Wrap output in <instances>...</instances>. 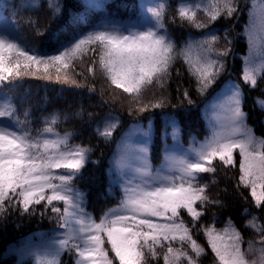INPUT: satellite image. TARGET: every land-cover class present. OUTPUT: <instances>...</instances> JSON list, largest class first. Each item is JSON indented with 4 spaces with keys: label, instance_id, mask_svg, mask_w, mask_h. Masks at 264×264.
<instances>
[{
    "label": "snow or ice",
    "instance_id": "1",
    "mask_svg": "<svg viewBox=\"0 0 264 264\" xmlns=\"http://www.w3.org/2000/svg\"><path fill=\"white\" fill-rule=\"evenodd\" d=\"M168 7L166 0H161L149 10L152 26L124 29L102 24L67 43L57 41L51 51L27 44L23 37L0 34V219L13 209L33 216L37 206H42L41 218L50 213L59 230L40 234L36 243H25L17 264H63L65 256L71 264H114V260L119 264H158L161 258L163 264H200L207 253L194 238V229L203 233L215 264H264V225L257 223V216L245 227L257 232L259 239L249 240L246 248L241 231L231 222L223 228L199 223L209 205L221 203L208 191L210 184L217 183L216 162L225 168L236 167L237 154L238 186L249 189L254 206L264 210V137H257L247 124L239 85H231L211 134L187 150L165 147L158 167H153L150 157L151 128L134 129L123 137L110 164L120 191L119 203L98 219L87 211L86 194L77 186L94 148L74 143L72 131L61 132L59 125L62 117L70 118L68 113L53 112L33 121L31 111L9 96L25 78L77 85L73 74L85 57L90 60L88 72L95 76L99 71L115 89L131 97L139 111L147 110L141 102L147 90L165 89L177 61L183 62L195 78L197 91L204 94L225 73L223 58L230 54L232 42L225 30L228 47L223 49L215 47L219 42L215 34L178 45L165 24ZM50 8L55 15L62 12L59 3L50 2ZM237 10L236 0L176 7L179 20L197 28L206 26L196 22L198 11L214 23L221 16L230 18ZM87 20L73 14L71 22ZM37 34L43 33L37 30ZM245 34L249 56L243 81L254 88L258 77L264 76V0H252ZM253 54L259 57L258 65H254ZM184 98L191 103L187 91ZM163 105L161 99L152 107ZM257 105L264 111V100L257 99ZM82 112L72 115L81 116ZM101 123L102 127L98 124L94 129L96 136L105 144L112 142L119 121L109 117ZM168 127L177 139L179 125L174 117L166 119L164 135ZM137 133L140 140L133 143L132 136Z\"/></svg>",
    "mask_w": 264,
    "mask_h": 264
},
{
    "label": "trees",
    "instance_id": "2",
    "mask_svg": "<svg viewBox=\"0 0 264 264\" xmlns=\"http://www.w3.org/2000/svg\"><path fill=\"white\" fill-rule=\"evenodd\" d=\"M59 3L62 5L60 15H55L50 8ZM161 0H98L97 8H85V4H93L88 0H0V34L7 33L12 38L23 37V42L35 44L38 48L51 51L57 46V41L67 43L76 35L91 31L94 27L109 24L124 29H144L152 20L150 9L157 6ZM168 11L165 24L169 34L182 45L187 40H199L208 34L219 36L217 49L228 47L225 39L231 40V52L227 57L225 73L204 94L197 91L195 78L189 75L187 67L182 61H177L172 69V76L164 90L152 87L143 96L142 104L147 110L139 111L138 105L132 98L121 90L115 89L99 71L93 76L88 72L90 60L85 57L84 63L78 64L73 74L77 85L57 83L43 79L25 78L18 82V87L12 88L9 96L19 102L21 107L29 109L33 121H38L53 112L68 113L70 118L63 120L59 125L64 130L74 133L73 142L90 145L94 148L88 164L82 170L77 186L86 194V209L95 218L103 212L115 207L119 203L120 191L118 185L111 180L110 164L116 146L126 130L135 123L153 122L155 138L151 148V162L154 167L160 165L163 155L162 131L165 121L174 117L178 122L184 143L203 141L209 135L202 105L215 94L224 82L235 80L244 90V111L247 113V123L255 134L264 135V111L257 105V99L264 100V78L253 88L243 81V57L248 50L246 35L243 28L246 26L245 17L248 12L246 0H236L238 10L230 18L221 16L217 21L209 22L203 11H198L196 22L206 26L197 28L194 24L181 22L176 13L179 4L206 3V0H166ZM243 3L246 5L243 6ZM37 7L33 8L32 5ZM245 17H243V14ZM73 14L87 17V23L73 24ZM152 22V21H151ZM242 31H238L241 29ZM37 30L43 33L37 34ZM231 65V66H229ZM179 71V75H177ZM187 91L191 103L184 98ZM163 99L164 105L160 108L153 104ZM83 110L81 116L72 114ZM91 114V116L89 115ZM114 118L119 121V127L114 133L113 140L105 144L98 138L94 129L102 125L105 118ZM217 172L214 174L216 184H210L209 195L218 199L219 205H209L200 224L209 226L213 223L217 228H223L231 222L239 229L245 243L255 240V235L245 227L247 220L256 215L260 225H264V210H258L250 195V190L238 186L239 168L238 154L236 167H222L216 162ZM207 179V174H206ZM42 206H37V213L33 216L21 215L15 209L9 211L6 217L0 219V264H17L18 256L12 249L37 233L49 234L56 228L51 214L40 216ZM248 210L247 213L245 210ZM187 221L190 217L183 213ZM249 219V220H250ZM193 236L205 247L206 255L200 258V264H215L211 250L207 248L206 239L201 231L193 230ZM106 247H109L106 244ZM109 255L113 254L109 251ZM63 264H71L68 257H64ZM114 264H119L114 260ZM157 264V262H152ZM158 264H163L162 258Z\"/></svg>",
    "mask_w": 264,
    "mask_h": 264
},
{
    "label": "rangeland",
    "instance_id": "3",
    "mask_svg": "<svg viewBox=\"0 0 264 264\" xmlns=\"http://www.w3.org/2000/svg\"><path fill=\"white\" fill-rule=\"evenodd\" d=\"M88 1L91 2V3H93V4H96V2L98 0H88ZM246 2L249 3V4H247V8H246V9H248L247 10V12H248L247 18L244 16L243 13L242 14H243V17H245L244 22L246 21V25H247L248 22H249V9L251 7L252 0H246ZM243 6L245 7L246 5L243 3ZM151 21H149L150 25H146L145 27L152 26L153 21L152 22ZM244 27L246 28V26H244ZM245 28H243L244 34H245ZM238 31H242V26H241V29H238ZM246 41H247V37H246ZM247 44H248V42H247ZM248 56H249V45H248V50L245 53V56L243 57V67H242L243 68V75H244L245 68L247 67V65L245 64V58L248 57ZM253 62H254V65H258L259 64V57L256 56L255 54H253ZM229 66H231V65H229ZM262 78H264V76H259L257 82L259 80H261ZM231 85H239L240 86L241 91H242V99H243V102H244V96H245V94H244V90H243L242 85L240 83H238L237 81H235V80H230L229 82H224L223 85L218 89L219 90L218 93L215 94L210 99H206L207 101L202 105V108H201V112H202L203 118L205 119L206 126H207V129L209 131V135L211 134V131L213 129V126L215 125V122H216V119H217V115H218V113L221 110V105L226 101L227 97L231 94V92H230ZM243 110H244V107H243ZM149 128H151L152 129V132H153V140H152V144H153V141H154V138H155V127H154L153 122H149L147 124H144V123H135V124H132L126 130V132L123 134L122 138L125 137L126 135H128L134 129H144V130H147ZM164 131H165V128L162 131V143L164 145V148L165 147H168L169 149L175 148V149H177V151H179V150H187L190 147L196 146L199 142H203L204 141V140L203 141L193 140L189 144L186 145L184 143L183 139H182V135H181L180 129H179V135H178V138L177 139H173V137L171 135V132H172V128L171 127H168L167 128V135H164ZM256 136L257 137H264V135H260V136L256 135ZM122 138L120 139V141L122 140ZM139 140H140V137H139V134L138 133L132 136L133 143H137V142H139ZM120 141L118 142V144L116 146V150H117V147H118ZM152 144L150 146V152H151ZM116 150H115V152H116ZM153 167H154V165H153ZM110 175H111V180L114 182V184H116V182H115V176H113L112 174H110ZM252 217H251V219H252ZM257 223L260 224L259 220H257ZM250 231L253 234L254 233L256 234V235L254 234L256 239L255 240H252V241L258 240L259 239V234L257 232H255V231H253L252 229H250ZM40 234H44V233H37V234L31 235L26 241L22 242V244H19L18 246L14 247L12 249V252H14L18 256V258L21 259L20 253H19V250L21 249V247L25 243H27L29 241H31L33 243L38 242L40 240V238H41L40 237ZM257 246H259V245H257ZM244 247L245 248L247 247V244L246 243H245Z\"/></svg>",
    "mask_w": 264,
    "mask_h": 264
}]
</instances>
